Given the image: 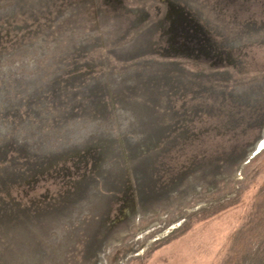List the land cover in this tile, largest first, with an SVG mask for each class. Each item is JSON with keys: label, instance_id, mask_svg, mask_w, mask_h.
I'll return each mask as SVG.
<instances>
[{"label": "rangeland", "instance_id": "374dc122", "mask_svg": "<svg viewBox=\"0 0 264 264\" xmlns=\"http://www.w3.org/2000/svg\"><path fill=\"white\" fill-rule=\"evenodd\" d=\"M264 0H0V264H264Z\"/></svg>", "mask_w": 264, "mask_h": 264}, {"label": "water", "instance_id": "95a60500", "mask_svg": "<svg viewBox=\"0 0 264 264\" xmlns=\"http://www.w3.org/2000/svg\"><path fill=\"white\" fill-rule=\"evenodd\" d=\"M264 148V142L260 143V145L258 147H256V149L253 151V153L250 155V158L255 157L257 154L260 153V151Z\"/></svg>", "mask_w": 264, "mask_h": 264}, {"label": "bare ground", "instance_id": "6f19581e", "mask_svg": "<svg viewBox=\"0 0 264 264\" xmlns=\"http://www.w3.org/2000/svg\"><path fill=\"white\" fill-rule=\"evenodd\" d=\"M263 142H264V139L261 141V143H263ZM259 145H260V144H259ZM259 145H258V146H259ZM258 146H257V147H258ZM255 149H256V148H255Z\"/></svg>", "mask_w": 264, "mask_h": 264}]
</instances>
